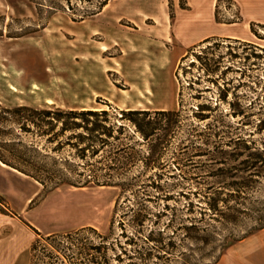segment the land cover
<instances>
[{
    "label": "rangeland",
    "instance_id": "374dc122",
    "mask_svg": "<svg viewBox=\"0 0 264 264\" xmlns=\"http://www.w3.org/2000/svg\"><path fill=\"white\" fill-rule=\"evenodd\" d=\"M185 8V0H0L2 109L27 106L79 113L106 110L118 119L123 112L135 110L180 111L178 129L165 143L161 155L154 160L143 147L139 160L120 165L130 167L132 174L147 170L150 177L144 179L145 186L128 194L121 195L115 187L93 184L86 187L49 184L45 188L39 185L41 193L33 197L26 212V201L37 188L33 183L0 172V193L7 200L0 195V212L20 213L21 220H33L40 233L35 234L28 250L29 235H22L20 227L15 230L14 238L21 243L18 247H0V264H95L92 259L103 261L104 256L110 264H119L116 256L129 264L128 255L135 256L136 247L127 244V240L143 244L150 229L165 231V237H171L177 249L175 246L172 250L154 251L163 258H155L148 264H186L185 257L191 259V264H209L221 257L220 245L225 237L241 239L254 226V219L245 214L236 225L226 226L211 214L209 202L216 189L227 186L226 180L216 175L233 164L217 162L216 150L197 134L209 133V124L213 122L195 117L198 105L205 101L196 99L195 94L197 89L210 87L212 91L205 95L216 101L217 86L208 82L200 68L201 63L213 65V60L220 58L222 70L230 69L224 79H218V85L224 87L230 82L229 87L239 93L241 104L254 102L255 111L264 107L258 84L262 60L251 57L245 63L244 56L252 52L236 41L259 42L253 31L264 35V25L244 19L230 0L218 4L213 25L198 26L197 18L201 15ZM254 14L262 16L264 12ZM232 24L237 25L225 26ZM231 30L237 38L224 37ZM207 32L217 36L193 47L186 46ZM196 55H201L203 62ZM247 65L252 79H240L241 73L236 70H247ZM200 75L202 79L197 82ZM228 99L236 101L232 96ZM262 113L255 115L254 120L264 117ZM2 115L5 119L0 132V154L24 169L61 170L70 173L74 181L83 182L79 173L113 165L107 152L86 161L79 159L73 145L83 144L73 138L72 146L67 145L70 132L57 141L66 144L57 152L53 151L57 142L47 144L46 137L38 136L40 130L35 125L28 123L25 127L32 133L24 132L21 129L24 121L19 116ZM76 121L82 123V118ZM121 123L124 122L118 120ZM54 125L57 133L61 122ZM125 125L129 128V124ZM41 127L44 131L50 129L47 124ZM244 128L247 133L255 129L254 125ZM81 132L82 129L76 133ZM256 137L259 139L260 135ZM19 140L28 146L34 144L48 156L43 158L27 151V158L33 159L28 164L13 158L2 143ZM209 140L214 145L220 141L214 137ZM110 142L129 143L127 139ZM14 148L19 153L26 150L20 145ZM158 176L161 179L157 180ZM153 182L161 184L163 190L157 191L151 185ZM145 194L153 199L147 204L155 225L150 222L142 233H137L129 221ZM253 195L255 205L262 208L264 181ZM186 217L195 218V223L202 227L214 226L217 234L210 236L209 231L203 234L208 238L204 242L195 240L183 246L180 227ZM45 232L53 234L45 236ZM103 243L108 249L97 252L95 248Z\"/></svg>",
    "mask_w": 264,
    "mask_h": 264
},
{
    "label": "trees",
    "instance_id": "16d2710c",
    "mask_svg": "<svg viewBox=\"0 0 264 264\" xmlns=\"http://www.w3.org/2000/svg\"><path fill=\"white\" fill-rule=\"evenodd\" d=\"M222 1L224 0H219V3ZM253 33L257 36L259 42L246 41L242 43L239 40L236 41L243 45L245 50L248 49L252 52L244 56L245 63H249L251 57L262 60V65L260 66L261 79L258 84L260 85L261 101L264 103V35L254 31ZM196 57L203 62L201 55H196ZM221 62L219 58L213 60V65L207 62L201 63L202 67L200 68L204 76L208 77V82L217 86V91L214 93L217 94L216 101H214V98H208L205 95L206 92L212 91L210 87L197 89L195 94L196 99L205 100L195 110V117L200 121L210 120L213 122V124H209V133H197V130H195V133L199 134L200 137H204L208 145L213 146L216 150L217 162L231 161L233 164L226 170L220 169V173L216 175L217 178L225 179L227 186H220L216 189L209 206L214 220L221 222L225 226L236 225L243 214L250 216L255 221L254 226L247 230L241 239L233 238L232 236L223 239V244L220 245L222 257L231 246L264 230V206L262 208L256 206L253 199V194L257 192L264 181V117L258 119V121H255L253 117L259 115V113L263 114L264 107L261 106L258 111H255L254 102L241 104L238 101L240 100V95L236 92V89L233 90V88L229 87L230 82L226 83L224 87L218 85V79H224L230 69V67H226L222 70ZM249 66L247 65V70H236L241 73L240 79H252L250 73H248V70H250ZM201 79L202 75L197 78V82H200ZM242 84L247 86L248 83ZM231 96L236 101H229L228 98ZM0 113L13 114L15 118L19 116L24 121L22 122L24 125L21 127L24 132L32 133L30 128L25 127L28 123L35 125L40 130L37 133L39 134L38 136L46 137L47 144L59 141L61 135L70 132L72 135L67 139V145L72 146L73 138L78 139L83 144V146L73 145L77 148V157L79 159L86 161L97 157L100 153L107 152L109 154L107 158L113 165L93 171L81 172L79 176L84 177V181L79 182L74 181L69 175L70 173L67 174L61 170L49 171L42 167L24 169L0 154L2 163L34 179L44 188L49 184H54L56 187L60 185L86 187L93 184L105 188L115 187L120 190L121 195L128 194V192H132L137 187L145 186L144 179L150 177H147V170L132 174L133 171L130 167L120 165L134 163L139 160L144 152V149H141L143 147L147 148L148 153L155 160L156 156L161 155L162 148L167 140L177 131L180 118V111L135 110L123 112L122 117L118 119L106 110L79 113L76 111H61L60 109L37 110L27 106L9 110L2 109L1 105ZM22 113L28 114L22 115ZM1 114L0 132H3V119L5 118ZM78 118H82V123L76 121ZM118 120L124 123L118 124ZM54 122H61L62 125L57 133H54ZM44 124L50 126V129L44 131L41 127ZM125 124H129V128ZM253 125L254 131L247 133L244 127ZM80 129L83 132L76 133ZM257 135H260L259 139H256ZM210 137L219 138L220 141L214 145L210 142ZM111 139L114 141L127 139L129 143L117 145L111 143ZM2 144V147L8 148L7 150L13 154V158H17V160L27 164L33 161L31 158H27V151L35 152L43 158L48 156L44 155L34 144L28 146L22 140L17 143L7 141ZM17 145L26 150L19 153L14 148ZM64 145L66 144L63 142H57L53 151H60ZM110 147V150H106V148ZM107 158L104 157L102 159ZM158 179H161V176H158ZM151 185L157 191L163 190V186L159 183L157 184V182H153ZM151 200H153L152 197L149 194H145L142 201L138 203L137 209L133 210L129 226L136 228L137 233H142L150 222L151 226L155 225V222L151 221V215L153 214L151 213V207L147 204ZM188 211H191V209H188ZM201 220L198 222H202ZM181 224L180 228L183 231L181 244L183 246L190 242L195 243V240L204 242V239L207 240L208 238L203 234H208L209 231H211L210 236L217 234V229L214 226L208 224L206 227H202L199 223H195V218L186 217L182 219ZM36 233L37 235L40 234L38 231ZM140 242L131 238L127 240V244L136 247L135 256L131 257L128 255L129 264H138L135 261H139L141 264H148L155 258L161 260L163 257L155 255L154 251H166L169 248L172 250L176 246L171 237H165V231L154 229L149 230L148 235L142 240L143 244ZM104 244L106 243L96 247L95 250L102 252L103 249H108L107 245ZM221 257L216 260L217 262L209 264H217ZM116 260L119 264H124L120 256H116ZM183 261L186 264H191V259L188 257L183 258ZM91 262L95 264H110V260L106 256L103 257V261L92 259Z\"/></svg>",
    "mask_w": 264,
    "mask_h": 264
},
{
    "label": "crops",
    "instance_id": "0c3cea01",
    "mask_svg": "<svg viewBox=\"0 0 264 264\" xmlns=\"http://www.w3.org/2000/svg\"><path fill=\"white\" fill-rule=\"evenodd\" d=\"M174 1L176 2V0ZM230 2L232 3L233 6H235V8H237V10L243 13L244 19H249L248 21H252V22H259L264 25V14H262V16L260 15L258 16L254 14L257 12H264V0H230ZM218 4H219V0H185V6H186L185 10L187 9L190 12L201 15V17L197 18L198 26H203L207 24L213 25L216 22L215 11L217 9ZM246 13H250V14H246ZM234 25L237 24L225 25V26H234ZM233 33L234 31L231 30L227 34H225L224 37L237 38L234 36ZM215 36H217L216 33L207 32L197 40L188 42L186 46L193 47L196 44ZM0 172H6L11 176L20 178L21 180H26L35 185L37 191L32 196L28 197L25 207V211H26L33 197L37 193L39 192L41 193V189L39 187L40 184L34 179L3 164L1 161H0ZM0 195L2 196L3 194L0 193ZM3 198L6 200L5 196ZM21 218L23 217L21 216L20 213H17L15 215H7L0 212V222L1 220L5 221L3 224L0 223L1 248L7 246L18 247L20 245L21 242L16 237L14 238L13 235L14 231L20 227L22 235H26V234L29 235L28 243H27L29 250L35 238V234L37 235L36 231L38 230L33 220H26L25 222H23ZM43 234L45 236H50L53 234V232H45ZM217 264H264V230L231 246L221 257V259Z\"/></svg>",
    "mask_w": 264,
    "mask_h": 264
}]
</instances>
